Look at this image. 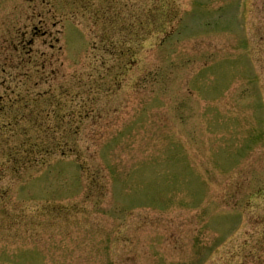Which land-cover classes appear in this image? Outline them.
<instances>
[{
    "label": "rangeland",
    "instance_id": "374dc122",
    "mask_svg": "<svg viewBox=\"0 0 264 264\" xmlns=\"http://www.w3.org/2000/svg\"><path fill=\"white\" fill-rule=\"evenodd\" d=\"M2 67L0 264H264V0H0Z\"/></svg>",
    "mask_w": 264,
    "mask_h": 264
},
{
    "label": "trees",
    "instance_id": "16d2710c",
    "mask_svg": "<svg viewBox=\"0 0 264 264\" xmlns=\"http://www.w3.org/2000/svg\"><path fill=\"white\" fill-rule=\"evenodd\" d=\"M5 68L4 67H2V69L0 68V89H2L3 88V85H4V83H3V79H2V76L5 74ZM25 75H27V74H25ZM2 79V80H1ZM0 97H2V95L0 94ZM1 102H3V99H1L0 98V103ZM0 111L1 112H5V108L3 109V108H0ZM52 136V135H51ZM44 139L46 140V142H44V144H45V146H43V145H40L39 144V146H40V148L39 149H41V150H38L37 152H36V150L35 149H31V154L32 155H36L37 157L38 156H40L41 155V157H42V159L43 158H45V157H47L53 150L51 149V147L47 144V142H48V139H49V136H47V135H45L44 136ZM25 154H26V152H25ZM38 163V162H37ZM40 164V166L41 165H43V163H38V165Z\"/></svg>",
    "mask_w": 264,
    "mask_h": 264
}]
</instances>
